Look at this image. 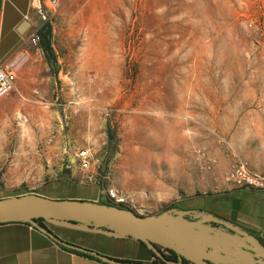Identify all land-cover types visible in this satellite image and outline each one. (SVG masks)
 <instances>
[{
  "label": "rangeland",
  "instance_id": "obj_1",
  "mask_svg": "<svg viewBox=\"0 0 264 264\" xmlns=\"http://www.w3.org/2000/svg\"><path fill=\"white\" fill-rule=\"evenodd\" d=\"M47 16L33 10L16 69L26 97L0 119V148L25 134L22 182L4 195L46 186L50 199L104 202L114 187L127 209L155 216L222 199L240 160L264 174V0H64ZM46 22L54 63L28 40ZM56 144L71 158L89 149L93 181L54 179Z\"/></svg>",
  "mask_w": 264,
  "mask_h": 264
},
{
  "label": "crops",
  "instance_id": "obj_2",
  "mask_svg": "<svg viewBox=\"0 0 264 264\" xmlns=\"http://www.w3.org/2000/svg\"><path fill=\"white\" fill-rule=\"evenodd\" d=\"M59 1L63 2L64 0ZM39 2L40 0H0V62L18 63L26 54L24 45L29 29L18 32V28L23 22L33 23V10ZM24 15L28 17L25 19ZM18 64L19 69L21 62ZM26 67L31 69H28L31 73H34L30 65ZM24 71L22 68L18 72L15 82L17 88L15 96L10 93L0 98V119L7 118V113L10 111L9 105L16 96H19L20 99L26 97L23 93L24 79L20 77L23 76ZM23 131V128L20 127L16 129L15 133L9 134L10 141L17 144L15 149L12 144L9 148L7 146L5 149L2 146L0 148V162L9 161V167L0 176V199L29 194L26 192L4 195L8 189L18 188L22 182L19 169L22 168L23 161L17 152L21 144L23 145L21 142L25 135ZM5 134V130L0 128V141H4ZM71 141V139L68 140V143ZM53 147L51 153L49 150L47 158L49 171L54 173V179L63 176L71 179V176L79 175L77 166L71 164L73 159L70 154L67 156L62 154L66 152L65 146L63 149L58 144ZM10 150L15 152L11 153ZM51 166L54 168L51 169ZM68 167L70 170L66 169ZM254 167L258 169H255L256 171L260 172L257 166ZM7 173L11 176H8ZM44 187L40 191L33 192V194L46 198H56L47 194V191H43ZM66 198L83 199L85 197L73 195ZM91 199L94 202L101 201L95 197ZM182 203V208L171 211V216H182L189 222L200 223L198 229H209L222 237L235 235L241 238L242 243L248 242L251 237H254L264 247V191L248 187H232L223 194L222 199L205 201L202 197H192ZM45 228L63 242L96 252L100 256L115 260L117 263L72 251L74 249L60 244L30 223L6 222L0 223V264H127L146 262L162 264V261L154 255L152 250L137 238L117 237L100 230L89 231L55 225H46ZM238 230L250 237L238 233ZM230 249L235 252L240 251L236 245H232ZM212 252L217 251L212 250Z\"/></svg>",
  "mask_w": 264,
  "mask_h": 264
},
{
  "label": "water",
  "instance_id": "obj_3",
  "mask_svg": "<svg viewBox=\"0 0 264 264\" xmlns=\"http://www.w3.org/2000/svg\"><path fill=\"white\" fill-rule=\"evenodd\" d=\"M30 27V22H23L18 32ZM38 219L55 226L100 230L117 237L137 238L151 249L157 258L168 264H182L185 260L191 264H264V247L254 237L242 243L241 238L235 235L222 237L209 229L200 230L198 229L200 223L189 222L182 216H171L168 212L144 216L130 209L107 207L96 201L54 200L33 193L0 199V223H30L68 248L88 252L106 261L117 263L96 252L57 239L37 222ZM238 233L250 237L240 230ZM232 245L238 246L240 251L230 249ZM160 247L173 251L177 260H167L162 255ZM212 250L217 252L214 253Z\"/></svg>",
  "mask_w": 264,
  "mask_h": 264
},
{
  "label": "built area",
  "instance_id": "obj_4",
  "mask_svg": "<svg viewBox=\"0 0 264 264\" xmlns=\"http://www.w3.org/2000/svg\"><path fill=\"white\" fill-rule=\"evenodd\" d=\"M59 0H40L38 6L35 8L37 16L41 20H47V12H51L58 8ZM28 16L24 15L26 19ZM33 23L31 24L32 27ZM30 27V28H31ZM28 40L31 45L36 48L40 44V36L38 30H34L29 36ZM17 66L14 63L0 62V98L10 94L15 90V82L17 79ZM71 164L77 166L79 170V182L83 183L85 180L93 181L94 174L86 173L87 170L95 163L93 154L87 148H76L72 154ZM226 180L234 187H248L256 190L264 191V174L253 169L244 161H238L227 173ZM108 201L113 205L126 206V196L114 187H106L100 190ZM46 225H52L44 221ZM163 256H169V251L166 248H159ZM191 264V263H186Z\"/></svg>",
  "mask_w": 264,
  "mask_h": 264
},
{
  "label": "trees",
  "instance_id": "obj_5",
  "mask_svg": "<svg viewBox=\"0 0 264 264\" xmlns=\"http://www.w3.org/2000/svg\"><path fill=\"white\" fill-rule=\"evenodd\" d=\"M50 32H51V28H50V25L47 22L38 31L39 36H40V41H41V46H42V49H43L44 56H45V58L47 59L48 62L54 63L55 62V56L53 54L52 47H51ZM109 140H111L110 137H109ZM98 203H100V204H102L104 206H107V207H115V208L127 209L125 206H122V205L115 206L112 203H110L109 201H104V202L99 201ZM37 222L42 227H46L43 219H38ZM72 251H75L77 253H80V254L86 255V256L97 257V256H95V255H93L91 253H88V252H82V251H77V250H72ZM168 251L170 253L169 256H164V257L167 260L176 261L177 260L176 254L173 251L169 250V249H168ZM97 258H99V257H97ZM186 263H188V261H186V260L183 261V264H186ZM162 264H168V263H165L164 261H162Z\"/></svg>",
  "mask_w": 264,
  "mask_h": 264
},
{
  "label": "bare ground",
  "instance_id": "obj_6",
  "mask_svg": "<svg viewBox=\"0 0 264 264\" xmlns=\"http://www.w3.org/2000/svg\"><path fill=\"white\" fill-rule=\"evenodd\" d=\"M140 180V179H139ZM144 180V179H143Z\"/></svg>",
  "mask_w": 264,
  "mask_h": 264
},
{
  "label": "flooded vegetation",
  "instance_id": "obj_7",
  "mask_svg": "<svg viewBox=\"0 0 264 264\" xmlns=\"http://www.w3.org/2000/svg\"><path fill=\"white\" fill-rule=\"evenodd\" d=\"M183 264V263H182Z\"/></svg>",
  "mask_w": 264,
  "mask_h": 264
}]
</instances>
